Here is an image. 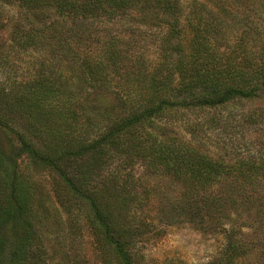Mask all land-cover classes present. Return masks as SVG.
Instances as JSON below:
<instances>
[{"label": "trees", "instance_id": "trees-1", "mask_svg": "<svg viewBox=\"0 0 264 264\" xmlns=\"http://www.w3.org/2000/svg\"><path fill=\"white\" fill-rule=\"evenodd\" d=\"M7 3L19 20L0 50V264H80L74 250L49 246L34 166L52 177L70 224L87 223L103 264H146L140 245L162 221L224 230L227 244L209 264L244 256L236 218L264 213V137L230 165L157 132L156 123L208 111L210 127L220 128L223 109L264 99V46L253 52L264 0H0V33ZM125 19L165 31L155 68L118 37L96 52L88 46L83 23ZM30 50L46 60L18 80L4 68ZM148 174L168 178L177 196L147 184ZM152 206L168 209L167 220L150 218Z\"/></svg>", "mask_w": 264, "mask_h": 264}, {"label": "rangeland", "instance_id": "rangeland-1", "mask_svg": "<svg viewBox=\"0 0 264 264\" xmlns=\"http://www.w3.org/2000/svg\"><path fill=\"white\" fill-rule=\"evenodd\" d=\"M18 15L19 9L14 4L4 5V27L0 33L1 51H6L12 44V32L19 20ZM88 28L90 29L88 46H91V50L95 52L101 48L106 38L118 37L122 40V47L132 57L144 60L149 69L155 68L161 60V40L166 36L162 29L137 25L131 19L90 20L82 24V29ZM260 31L261 36H257L253 41V52L256 54L264 46L263 27ZM46 57L47 54L43 50L36 52L30 50L25 55L22 53L16 58L10 57L11 64H7L4 69H12V75L18 80H29L37 73L40 62L46 60ZM212 115V112L208 111L178 114L172 112L168 118L157 121L156 130L179 139L182 143L212 158L230 161L228 162L230 165H234L237 157H243L249 151V147L253 151L258 150V141L264 137V131H260L264 127L262 120L264 119V99L223 109L217 114L223 119L220 128L210 127L209 119ZM248 115L254 117L252 122H244L245 116ZM0 137H2L1 132ZM27 166L30 167L29 161L22 160V167ZM31 169L35 173L40 195L47 209L50 248L65 253H68L69 249L74 250L80 264H103L98 246L87 223L81 219L74 223L75 225L70 224L66 213L56 200L52 177L40 166H34ZM142 171L138 169L137 172L140 178L143 177ZM144 181L160 189L171 186V181L163 175L148 174ZM171 187L167 191L164 190L162 195L166 196L169 193L170 196L176 197V192H173L174 187ZM167 210H157L152 206L144 212L157 221L158 218L166 219ZM244 213L236 219H238L237 225L244 226L238 228L237 233L238 240L240 239L244 244L246 254L234 264H264V213L257 209H253L251 213ZM157 227L156 232L149 234L140 245L146 264H209L221 257L228 241L224 230L214 224L202 226L183 222L170 225L167 221H162L157 224ZM228 229L229 227H226V230ZM58 261V256H55L54 263Z\"/></svg>", "mask_w": 264, "mask_h": 264}]
</instances>
